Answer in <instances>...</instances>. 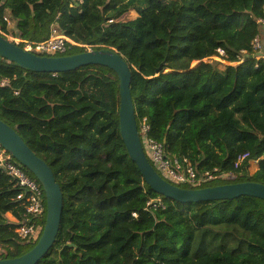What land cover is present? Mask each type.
Masks as SVG:
<instances>
[{"label":"trees","instance_id":"trees-1","mask_svg":"<svg viewBox=\"0 0 264 264\" xmlns=\"http://www.w3.org/2000/svg\"><path fill=\"white\" fill-rule=\"evenodd\" d=\"M4 11L27 40L56 27L79 44L57 56L84 45L123 55L138 128L146 118L148 136L199 172L230 173L203 187L264 184V61L251 44L264 29V0H0ZM130 11L138 16L125 18ZM219 48L223 68L211 58ZM119 104L107 66L35 72L0 55V119L48 163L64 198L57 239L38 264H264V199L158 194L128 154ZM19 192L0 168V259L38 241L19 238L9 218L24 215Z\"/></svg>","mask_w":264,"mask_h":264},{"label":"water","instance_id":"water-1","mask_svg":"<svg viewBox=\"0 0 264 264\" xmlns=\"http://www.w3.org/2000/svg\"><path fill=\"white\" fill-rule=\"evenodd\" d=\"M0 55L35 72H68L89 64H100L114 70L119 79L121 137L145 182L158 194L183 203L234 199L240 196L264 199V184L258 182L245 181L184 188L160 175L145 153L131 93L132 73L127 60L118 51L104 47L63 56L39 55L23 49L0 34ZM0 144L36 177L46 197V221L36 244L18 257L0 259V264H38L57 239L64 206L63 193L48 163L29 147L14 128L1 119Z\"/></svg>","mask_w":264,"mask_h":264},{"label":"built area","instance_id":"built-area-1","mask_svg":"<svg viewBox=\"0 0 264 264\" xmlns=\"http://www.w3.org/2000/svg\"><path fill=\"white\" fill-rule=\"evenodd\" d=\"M264 26V19L259 20ZM5 25V27H3ZM0 34L21 46L23 49L39 55H55L67 52L73 45L77 44L67 35L59 32L56 27L52 28L50 36L42 41L27 40L14 28V21L9 12H0ZM252 49L256 59L264 61V48L260 35L252 41ZM87 50L93 49L92 45H84ZM219 56L213 55L212 59L226 62L222 56L224 50L218 49ZM252 57V56H251ZM8 80H3L2 85H6ZM17 94V93H16ZM149 124L144 118L141 122L139 133L144 138V150L150 158L156 170L169 182L181 185L189 184L192 188H201L204 184L218 178H228L230 173H213L211 171L199 172L196 167L187 159H180L176 155L170 154L162 142L148 136ZM143 136V137H142ZM249 154L243 153L238 156L234 167H240L248 159ZM0 168L16 181L20 192L17 196L24 205V215L18 223L16 233L22 240H37L43 231V219L46 215V197L41 183L31 176L1 144H0ZM215 172L217 169L214 170Z\"/></svg>","mask_w":264,"mask_h":264},{"label":"crops","instance_id":"crops-1","mask_svg":"<svg viewBox=\"0 0 264 264\" xmlns=\"http://www.w3.org/2000/svg\"><path fill=\"white\" fill-rule=\"evenodd\" d=\"M137 16H138V14H137L135 11H130L129 13H127V14L125 15V18H127V19H134V18H136ZM261 42H262V46H263V48H264V29H263V31H262V33H261ZM9 218H10V220H12V221L15 220V218H14L12 215H9Z\"/></svg>","mask_w":264,"mask_h":264},{"label":"rangeland","instance_id":"rangeland-1","mask_svg":"<svg viewBox=\"0 0 264 264\" xmlns=\"http://www.w3.org/2000/svg\"><path fill=\"white\" fill-rule=\"evenodd\" d=\"M225 63L226 62L221 61L222 65H220V68H223ZM194 64H197V62H193V65ZM257 167H258V163L255 160H251L250 165H249V171L252 173L257 169ZM228 178H230V177H228Z\"/></svg>","mask_w":264,"mask_h":264}]
</instances>
